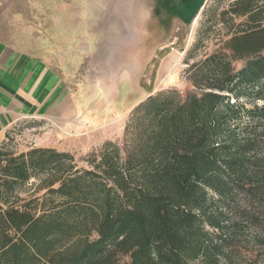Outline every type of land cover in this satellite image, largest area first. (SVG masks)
I'll return each instance as SVG.
<instances>
[{
  "label": "trees",
  "instance_id": "16d2710c",
  "mask_svg": "<svg viewBox=\"0 0 264 264\" xmlns=\"http://www.w3.org/2000/svg\"><path fill=\"white\" fill-rule=\"evenodd\" d=\"M231 5L246 18L193 67L196 91L136 106L131 151L108 140L81 167L0 143V264H238L242 222L264 203V0ZM31 180L42 196H22Z\"/></svg>",
  "mask_w": 264,
  "mask_h": 264
},
{
  "label": "rangeland",
  "instance_id": "374dc122",
  "mask_svg": "<svg viewBox=\"0 0 264 264\" xmlns=\"http://www.w3.org/2000/svg\"><path fill=\"white\" fill-rule=\"evenodd\" d=\"M233 1L19 0L22 26L35 28L44 47L49 44L39 52L63 72L71 92L64 114L14 124L4 150L18 155L50 147L71 152L81 167L108 140L131 151L136 106L165 90L196 91L193 67L224 48L246 18L227 13ZM242 102L254 104L253 98ZM249 121L241 119L243 131ZM32 181L22 196L43 195ZM252 215L257 219L252 226L242 222L237 237L238 264H264V203L255 204Z\"/></svg>",
  "mask_w": 264,
  "mask_h": 264
},
{
  "label": "crops",
  "instance_id": "0c3cea01",
  "mask_svg": "<svg viewBox=\"0 0 264 264\" xmlns=\"http://www.w3.org/2000/svg\"><path fill=\"white\" fill-rule=\"evenodd\" d=\"M18 2L0 0V143L25 118L64 114L71 92L63 72L39 52L49 44L22 26Z\"/></svg>",
  "mask_w": 264,
  "mask_h": 264
}]
</instances>
